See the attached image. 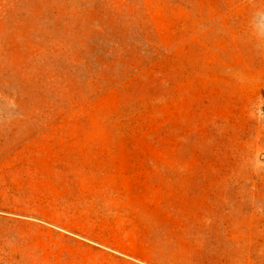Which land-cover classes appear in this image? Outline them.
<instances>
[{
  "label": "rangeland",
  "instance_id": "374dc122",
  "mask_svg": "<svg viewBox=\"0 0 264 264\" xmlns=\"http://www.w3.org/2000/svg\"><path fill=\"white\" fill-rule=\"evenodd\" d=\"M0 264H264V0H0Z\"/></svg>",
  "mask_w": 264,
  "mask_h": 264
}]
</instances>
